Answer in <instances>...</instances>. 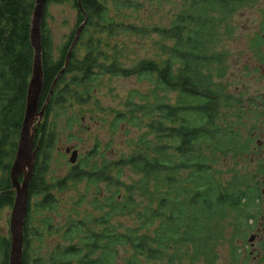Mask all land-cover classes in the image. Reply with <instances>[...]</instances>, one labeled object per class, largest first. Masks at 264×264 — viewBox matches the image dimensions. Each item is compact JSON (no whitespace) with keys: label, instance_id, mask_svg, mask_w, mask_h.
Masks as SVG:
<instances>
[{"label":"trees","instance_id":"16d2710c","mask_svg":"<svg viewBox=\"0 0 264 264\" xmlns=\"http://www.w3.org/2000/svg\"><path fill=\"white\" fill-rule=\"evenodd\" d=\"M181 2L183 8L169 26L139 27V32H155L164 41L172 42L161 45L167 56L159 60L140 59L129 65L120 59L122 48L113 47L114 53L106 54L103 46L107 43L95 39L90 28L109 36L119 29H129L131 26L123 28L111 11L139 10L143 0H81L84 12L79 0H46L41 20L43 85L39 110L45 104L46 109L35 132V145L39 149L28 190L22 264H119L120 247L130 248L128 264H215L218 248L226 242L228 227L240 231L244 222L255 218L253 210L259 203L260 190L252 175L230 167L226 172L232 174L225 178V171L215 167L221 158L235 160L249 150V142L241 140L234 126L221 121L227 108H234L235 116L240 118L243 109L238 107L237 97L213 81L211 67L216 65L217 76H223L225 54L215 52L213 47L223 35L230 34L228 23L232 15L257 0ZM53 4H70L79 18L60 46L55 45L48 25L51 17L48 9ZM35 6L36 0H0V214L2 209L13 207L16 195L10 171L33 71L35 49L31 29ZM85 16L87 22L81 36L49 97ZM257 39L260 45L261 37ZM81 45L85 50L78 54ZM106 75L135 76L151 83L146 93H130L126 102L128 114L118 111L113 119L114 126L127 120L148 130L135 141L132 153L101 166L90 164L95 157L90 155L86 163L82 160L74 164L59 186L66 187V179L73 182L87 179L91 184L106 181L119 187L125 168L139 178L126 186L129 194L122 201L117 199L119 193L114 192L103 200L97 197L95 205L100 210L97 216L69 218L70 224L63 232L70 242L68 246H58L48 259L32 256L30 245L36 231L32 218L35 211L51 208L55 202L46 180L58 134L50 117L71 95L85 103L93 84ZM171 93H175L174 100L169 96ZM138 98L143 104L136 101ZM19 179L22 180V174ZM132 192L147 202H138ZM129 213L135 214L137 225L113 222L116 216ZM228 244L236 250L233 239ZM10 247L11 237L0 233V264H9Z\"/></svg>","mask_w":264,"mask_h":264},{"label":"rangeland","instance_id":"374dc122","mask_svg":"<svg viewBox=\"0 0 264 264\" xmlns=\"http://www.w3.org/2000/svg\"><path fill=\"white\" fill-rule=\"evenodd\" d=\"M181 8H183L181 0H143V5L139 10L111 11L116 21L121 22L123 28L131 26L129 29H119L113 36L101 33L95 28H90V31L94 33L95 39L101 38L107 43L103 46L106 54L112 55L113 47L122 48L124 51L120 59L129 65L140 59H163L167 53L162 51L161 45L163 43L169 45L172 42L164 41L155 32H139V27L169 26ZM48 10L51 16L48 17V25L55 45L60 46L65 36L76 27L79 19L77 10L70 4H53ZM228 24L230 34L223 35L221 41L213 47L215 52L225 54L224 74L222 77L217 76L218 67L216 65H212L211 71L213 81L221 84L226 93L237 97L238 107L241 106L243 109L240 118L235 116L234 108H227L225 110L227 115L224 113L221 121L234 126L239 131L241 140L248 141L253 132H261L259 126L262 122V115H264V0H257L255 4L241 8L232 15ZM258 36L263 38L260 45L257 41ZM84 50L85 47L81 45L77 53H82ZM151 86L150 82L135 76L111 77L106 75L93 84L85 103L78 102L71 95L69 97L71 99H67L63 107L57 108L56 113L51 115L50 121L56 124L58 134L55 147L51 151L46 180L50 186V192L55 197V202L51 208L46 207L39 209L38 212L35 211L32 218V225L36 230L33 232L30 245L29 253L32 256L48 259L58 246H68L70 242L63 237L64 230L70 224L68 219H84L86 215L97 216L100 213L95 205L97 197L103 200L114 192L115 195L119 193L117 199L122 201L124 200L122 197L129 194L126 186L139 176L128 168L122 171V185L119 187L112 186L106 181L99 182L97 185L91 184L87 179L81 182L66 179L67 186L61 189L59 182L70 174L74 165L70 162L71 152H66L67 148L71 151H78L75 164H79L82 160L86 163L92 155H95L90 159V164L96 163L99 166L134 151L135 141L148 130L147 127L131 125L127 120H122L114 126L113 119L118 111L128 114L129 109L126 102L130 93L133 91L146 93ZM169 96L174 100L175 93ZM136 101L143 104L140 98ZM254 147L253 139L251 145L249 143V150L240 153L235 160L221 158L215 167L225 171L223 175L225 178H230L232 174L226 172L228 168L240 169L243 174L252 175L258 187H261L263 174L260 170L263 167L264 156L254 150ZM87 156H89L88 159H86ZM118 172L119 175L120 172ZM133 195L138 202H147L144 197L138 194ZM12 209L13 207H6L1 210L0 214V233L9 237ZM254 211L255 218L244 222L240 231L236 230V227H228L226 242L219 246V258L215 264H264V250L261 249L258 240L254 241L252 247L250 245L251 236L257 233L256 228L264 224V198H260ZM135 217L134 213L118 215L113 222L133 226L137 225ZM261 230L260 227V233ZM231 239H233L236 250L228 244ZM130 253L129 247H120L119 264H128ZM142 264L161 263L145 262Z\"/></svg>","mask_w":264,"mask_h":264},{"label":"water","instance_id":"95a60500","mask_svg":"<svg viewBox=\"0 0 264 264\" xmlns=\"http://www.w3.org/2000/svg\"><path fill=\"white\" fill-rule=\"evenodd\" d=\"M45 4L46 0H36V6L33 13L31 29V42L35 49L33 71L28 86L26 110L20 133L18 149L10 171L11 181L16 195L10 219L11 247L9 264H22L23 260V251L25 244L24 225L25 218L28 212L29 200L28 190L33 175V170L35 168V159L39 149L38 146L35 145V132L41 124L46 109L45 104L41 108V110H39V99L43 85V67L41 61V20L43 18ZM79 6L82 12H84L81 0H79ZM86 22L87 17L85 16V20L77 29L75 39L68 51L65 66L53 82L49 97L54 90L58 78L64 72V69L69 62L72 50L78 42L82 29L84 28ZM49 97L46 103L48 102ZM66 152H71L70 162L73 164L76 163L78 151H71L70 148H67ZM21 174L22 180L19 179V176ZM252 239L253 236H251V240Z\"/></svg>","mask_w":264,"mask_h":264},{"label":"flooded vegetation","instance_id":"af4514ba","mask_svg":"<svg viewBox=\"0 0 264 264\" xmlns=\"http://www.w3.org/2000/svg\"><path fill=\"white\" fill-rule=\"evenodd\" d=\"M263 38L261 37V40ZM264 112V110H263ZM262 122L259 126L261 132L259 133H256L253 132L251 136H249V140L248 142L250 143L251 145V141L253 142V139L255 141V147H254V150H256L257 152H259L260 154H262L264 156V115H262ZM262 166L261 167V172H262V179H261V187H259V190H260V198H264V158L262 159ZM260 198H259V201H260ZM260 227L262 228L261 230V233L259 232L260 230ZM257 233L256 234H253V239L251 240V247L253 246L254 244V241L258 240L259 242V245L261 247V249L263 248L264 250V224L262 223L260 226H258L257 228ZM246 251V250H245Z\"/></svg>","mask_w":264,"mask_h":264},{"label":"bare ground","instance_id":"6f19581e","mask_svg":"<svg viewBox=\"0 0 264 264\" xmlns=\"http://www.w3.org/2000/svg\"><path fill=\"white\" fill-rule=\"evenodd\" d=\"M75 164V163H74Z\"/></svg>","mask_w":264,"mask_h":264}]
</instances>
